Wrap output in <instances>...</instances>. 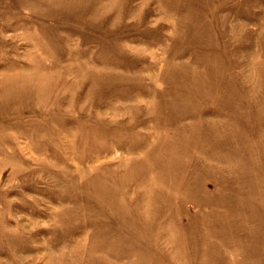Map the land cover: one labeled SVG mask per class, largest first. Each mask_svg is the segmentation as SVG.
Instances as JSON below:
<instances>
[{
	"label": "rangeland",
	"instance_id": "rangeland-1",
	"mask_svg": "<svg viewBox=\"0 0 264 264\" xmlns=\"http://www.w3.org/2000/svg\"><path fill=\"white\" fill-rule=\"evenodd\" d=\"M0 264H264V0H0Z\"/></svg>",
	"mask_w": 264,
	"mask_h": 264
}]
</instances>
